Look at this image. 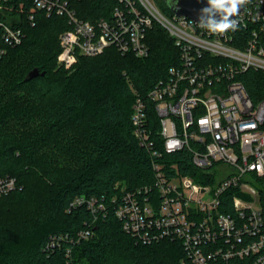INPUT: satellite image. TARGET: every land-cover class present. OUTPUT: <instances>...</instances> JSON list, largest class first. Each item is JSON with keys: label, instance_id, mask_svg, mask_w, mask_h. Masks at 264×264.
<instances>
[{"label": "trees", "instance_id": "16d2710c", "mask_svg": "<svg viewBox=\"0 0 264 264\" xmlns=\"http://www.w3.org/2000/svg\"><path fill=\"white\" fill-rule=\"evenodd\" d=\"M155 2L173 15L165 0ZM20 3L14 1L19 9L10 21L25 36L0 58V176L18 181L0 198V264H70L68 250L71 264H179L185 256L179 241L138 242L111 202L154 182V157L139 144L131 117L141 97L160 147V121L148 93L178 61L174 38L155 21L147 30V56L111 45L65 68L58 57L59 37L72 28L67 17ZM116 5L118 0H72L79 16L92 21L110 16ZM34 68L39 75L26 79ZM242 78L251 94H264V71L249 70ZM160 161L178 163L180 172L198 179L185 151ZM80 196L105 199L108 206L88 239L79 233L94 215L84 205L72 206Z\"/></svg>", "mask_w": 264, "mask_h": 264}, {"label": "built area", "instance_id": "2783aa9c", "mask_svg": "<svg viewBox=\"0 0 264 264\" xmlns=\"http://www.w3.org/2000/svg\"><path fill=\"white\" fill-rule=\"evenodd\" d=\"M15 0H0V58L22 42V27L10 21ZM47 15H64L72 28L61 33L58 64L72 68L79 56H96L111 45L147 56V30L156 21L179 48L178 61L148 93L159 117L158 147L149 125L148 105L138 97L131 121L139 144L154 157L153 183L112 198L123 228L138 242L179 241V264H264V94H251L243 75L264 71V0H250L235 31L213 34L187 16L170 17L155 0H118L110 16H79L72 0H20ZM34 14L28 20L34 21ZM189 154L197 177L183 174L165 154ZM175 171V172H174ZM18 187L0 176V198ZM231 194L225 197L224 194ZM94 215L79 233H95L105 199L77 197ZM71 264V250H68Z\"/></svg>", "mask_w": 264, "mask_h": 264}, {"label": "clouds", "instance_id": "9594fccd", "mask_svg": "<svg viewBox=\"0 0 264 264\" xmlns=\"http://www.w3.org/2000/svg\"><path fill=\"white\" fill-rule=\"evenodd\" d=\"M250 0H207V6L200 10L198 27L213 34L235 31L239 26V16L243 6Z\"/></svg>", "mask_w": 264, "mask_h": 264}, {"label": "water", "instance_id": "95a60500", "mask_svg": "<svg viewBox=\"0 0 264 264\" xmlns=\"http://www.w3.org/2000/svg\"><path fill=\"white\" fill-rule=\"evenodd\" d=\"M171 11L177 16H187L199 21L200 10L207 6V0H165ZM242 7L241 11L243 10ZM44 74V73H42ZM39 75V69H32L26 79Z\"/></svg>", "mask_w": 264, "mask_h": 264}, {"label": "rangeland", "instance_id": "374dc122", "mask_svg": "<svg viewBox=\"0 0 264 264\" xmlns=\"http://www.w3.org/2000/svg\"><path fill=\"white\" fill-rule=\"evenodd\" d=\"M157 6H159V5H157ZM159 8L163 11L162 7L159 6ZM163 13H164L165 15H167L168 17L171 16L170 14L166 13V11H165V12L163 11Z\"/></svg>", "mask_w": 264, "mask_h": 264}]
</instances>
